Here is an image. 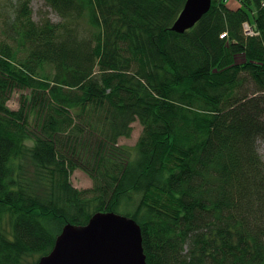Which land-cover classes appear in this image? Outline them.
<instances>
[{
    "label": "trees",
    "instance_id": "trees-1",
    "mask_svg": "<svg viewBox=\"0 0 264 264\" xmlns=\"http://www.w3.org/2000/svg\"><path fill=\"white\" fill-rule=\"evenodd\" d=\"M185 1L0 6V264L95 213L133 218L148 264H264V0H211L178 33Z\"/></svg>",
    "mask_w": 264,
    "mask_h": 264
},
{
    "label": "water",
    "instance_id": "water-1",
    "mask_svg": "<svg viewBox=\"0 0 264 264\" xmlns=\"http://www.w3.org/2000/svg\"><path fill=\"white\" fill-rule=\"evenodd\" d=\"M211 0H186L171 29H190L210 9ZM139 224L114 213H95L87 224H66L51 251L37 264H148Z\"/></svg>",
    "mask_w": 264,
    "mask_h": 264
},
{
    "label": "rangeland",
    "instance_id": "rangeland-1",
    "mask_svg": "<svg viewBox=\"0 0 264 264\" xmlns=\"http://www.w3.org/2000/svg\"><path fill=\"white\" fill-rule=\"evenodd\" d=\"M14 0H0V6L6 8V6L11 5V3ZM226 5L230 9H236L240 6L239 0H226ZM31 8L33 10V19L39 20L42 16H48L51 18L52 21L56 22L59 21L58 16L50 9L48 8L43 0H31ZM10 8H7L6 10H9ZM1 24H2V18L0 17V30H1ZM1 38V35H0ZM19 91L13 92L11 94V97L9 98L8 106L11 109H17L19 106ZM141 125L138 121H135L132 123V132L130 137L128 138H121L119 141V144L124 146H134L136 144V141L141 133ZM258 151L261 157L264 160V143L259 142L258 143ZM71 183L76 188H85L91 185V179L86 173H83L82 170L76 169L70 176Z\"/></svg>",
    "mask_w": 264,
    "mask_h": 264
},
{
    "label": "built area",
    "instance_id": "built-area-1",
    "mask_svg": "<svg viewBox=\"0 0 264 264\" xmlns=\"http://www.w3.org/2000/svg\"><path fill=\"white\" fill-rule=\"evenodd\" d=\"M242 30L244 31V33L246 35H252L253 36L255 34V30L252 29L251 25L248 22L243 23V29Z\"/></svg>",
    "mask_w": 264,
    "mask_h": 264
}]
</instances>
